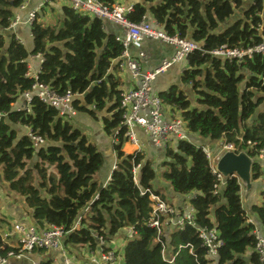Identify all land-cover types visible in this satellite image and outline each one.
Listing matches in <instances>:
<instances>
[{"label":"trees","instance_id":"obj_1","mask_svg":"<svg viewBox=\"0 0 264 264\" xmlns=\"http://www.w3.org/2000/svg\"><path fill=\"white\" fill-rule=\"evenodd\" d=\"M24 1L0 0V29L11 26L15 10ZM133 6L130 20L141 21L151 11L168 34L190 39L202 48L187 56L188 67L182 72V82L196 92L197 105L176 87L162 92L163 100L180 110L189 130L212 140L224 138L236 151L257 157L264 149V55L238 60L212 52L263 41L264 0H136ZM239 9L242 13L226 24ZM31 29V51L15 35L7 38L0 31V112L4 114L0 120V167L10 191L25 197L36 224L62 227L67 249H95L99 237L111 242L121 230L134 226L136 234L127 238L122 249V264H261L254 250V225L246 222L240 180L228 177L222 192L214 194L218 180L210 160L201 146L187 140L167 149L162 176L177 194H194L191 203L200 225L212 226L214 216L224 245L215 260L209 258L196 229L187 226L164 238L168 251L174 254L180 245L191 243L198 257L190 247H182L172 263L163 258L162 245L155 241L157 232L147 223L149 194H141L142 188H149L161 195L153 187L156 169L143 152L130 154L122 149L126 128L122 125L120 80L109 72L112 60L122 54V44L105 31L102 19L78 13L68 5L62 6L55 23L35 19ZM38 53L44 56L40 81L58 93L81 95L83 99L74 100L77 110L94 117L104 109L110 113L103 116V122L109 134L118 129L115 149L119 160L105 186L96 179L104 162L102 152L80 128L61 116L58 108L38 97L33 98L29 110L14 108L20 95L35 82L27 76V60ZM20 125L41 135L45 144L35 147ZM134 163L141 164L138 185L133 178ZM260 170L256 163L253 178ZM261 195L262 202L253 204L252 211L264 226V190ZM79 218L80 227L75 228ZM4 245L8 247L0 234V246ZM41 264L53 261L45 257Z\"/></svg>","mask_w":264,"mask_h":264},{"label":"built area","instance_id":"obj_2","mask_svg":"<svg viewBox=\"0 0 264 264\" xmlns=\"http://www.w3.org/2000/svg\"><path fill=\"white\" fill-rule=\"evenodd\" d=\"M51 1L42 0V3L48 4ZM65 2L78 13L89 14L100 19H110L124 27L125 36L117 38V41L123 46L122 54L119 56L121 60L119 65L122 69H129L133 77L140 80V84L137 87L122 90L120 94V109L122 110L123 118L122 125L126 128L125 137L136 147V150L131 154L142 152L137 137V127H141L150 136L152 143L158 147L169 148L171 147L169 145L174 140H187L188 134L184 119L180 117L168 119L164 112L163 98L153 90V81L159 73L166 70L172 64L187 59V56L191 52L202 49L201 46L190 39H185L178 35H170L164 29L153 27L146 18L138 22L130 20L128 14L134 10L133 4L128 6L120 3L108 5L102 0H65ZM37 11L35 10L30 13V23H33L36 19ZM18 21L19 18L17 17L12 21L11 25L16 24ZM145 38L161 39L174 44L177 46V51L172 58L166 59L156 70L143 71L141 64L146 57L145 53L140 50L137 55H132L129 47L131 45L138 46ZM257 53L264 55V40L255 46L247 48L230 49L222 47L212 52L215 56H222L228 59L235 58L238 60L252 58ZM38 55L42 56L41 53ZM41 60L44 62V56ZM40 73L41 70L32 71L29 67L27 76L33 78L35 82L31 90L25 91L22 94L25 99L24 103L15 109L18 111L24 109L29 110L33 98L38 97L43 102L58 108L60 115L70 120L77 113V109L74 106L76 95L71 91L63 94L58 93L49 84L39 80ZM3 116L4 114L0 112V120ZM27 128L29 130L27 134L33 140L35 147H40L45 144L46 140L41 135L34 133L30 127ZM117 134L118 129L113 133L115 139L114 144L118 141L116 138ZM249 144L251 146L253 145L251 141H249ZM202 149L210 160L213 173L217 176L218 182L215 184L214 194H219L225 187L227 178L217 171L216 162L219 157L217 159L214 158L208 147L203 146ZM235 149L234 144L231 142H224L222 144L223 153L226 150ZM255 159L258 163L261 162L264 164V149L259 151ZM117 163L114 164V169L117 168ZM140 168L141 164L134 163L133 178L137 185L139 184L138 177ZM147 193L151 200V211L147 223L149 227L156 230L157 235L155 241L162 245V256L167 262L172 263L182 247H190V252L196 258L198 257L191 243L180 245L174 254L168 251V244L164 238H169L173 232L184 230L187 226H192L196 229L197 235L201 240V247L205 248L209 258L215 260L219 256L220 250L224 245L221 232L214 220L212 226L200 225L198 223L197 209L191 203V198L194 194L187 195L189 204L178 207L169 203L161 195L154 193L149 188L141 189L142 195ZM248 223L254 225L253 233L256 237L254 250L258 254L260 263L264 264V234L254 220L248 218ZM80 224L81 218L76 222L75 228H79ZM126 231L127 238H131L136 234L134 226H128ZM0 234L4 243L8 245V247L5 245L0 246V264H6L10 258L27 257L39 249H60L64 254L63 264H74L71 256L68 255L64 248L63 237L65 230L60 226L51 224L48 227L39 229L34 225H25L18 222L14 224L12 230ZM96 250L98 251V255L94 254L95 257L93 258V262L96 264H121L120 251L113 246L112 241L107 242L103 237H99ZM32 264H41V262L36 260Z\"/></svg>","mask_w":264,"mask_h":264},{"label":"crops","instance_id":"obj_3","mask_svg":"<svg viewBox=\"0 0 264 264\" xmlns=\"http://www.w3.org/2000/svg\"><path fill=\"white\" fill-rule=\"evenodd\" d=\"M134 2H136V0H118V3L124 6L134 4ZM63 5H67L65 0H52L48 4H43L42 0H25L24 3L21 4L15 10V15L14 18L12 19L13 21L18 17L19 21L5 30L0 29V31L4 33L7 38H10L12 35H15L16 38L20 42H22L28 50L31 51L34 46V41H33L32 29H31L32 23H30L29 21L30 13L35 10L36 11L39 10L37 11V16H36V19L39 22H44L46 24L55 23L57 21L58 16L62 14ZM146 19L148 20V22L151 23L153 27L163 29L154 19L151 11H149L148 14L146 15ZM102 20L105 31L108 34L113 35L116 38V40L118 37L125 36V30L121 24L116 23L115 21L110 19H102ZM140 50H142L146 56L141 64L143 71H153L159 68L166 59H170L173 57V55L177 51V46L161 39L145 38L138 46L131 45L129 47V51L131 52L132 55H137ZM38 54H30V56L28 57L27 60L28 66L32 71H39L42 68L43 62L41 58L43 57V55L40 56ZM120 61L121 60L119 59V57L114 58L111 62L109 72L112 73L118 80H120V85L118 86V88L121 94L122 90H128L137 87L140 84V80L138 78L133 77L129 69L127 68L122 69L119 65ZM182 62L183 60L172 64L170 67H168L166 70L162 71L156 76L155 80L153 81L154 92L158 93L161 96L162 92L168 91L172 87H176L178 89L182 87V85L184 84L182 82V72L184 71V69H186L185 66L188 64V61L184 62V64H181ZM178 64H181L180 69H178L179 66H176ZM177 70L182 71L180 83H178V81L175 80H169L170 77L173 79L176 78L175 74ZM168 73L170 75L163 79V76L167 75ZM161 76L162 78H160ZM75 98L83 99L81 95H77ZM24 100H25L24 96L20 95L16 103H14V108L22 105L24 103ZM194 103H196L195 99H193V104ZM164 112L165 115L168 117V119H173L177 117L183 118L181 116L180 110L174 109L171 105L167 104L165 101H164ZM107 114L110 116L109 112ZM71 120L73 121L72 123L80 129H83V126L85 124L95 126L96 129L94 133L87 131V129L86 131L83 129L84 130L83 132L92 143L97 145V147L103 154V158H104L103 166L96 175V179L99 181L100 185L105 186L109 181L111 174L114 170L113 168L114 164H116L119 160L117 151L115 149V144H114L115 139L113 133L112 134L107 133L104 124L100 125L99 122L95 123L94 120H89L87 114H81L78 112V110L77 113L70 119V121ZM185 125L187 130L188 127L186 122ZM20 126H22L21 128L24 129L26 132L29 131L27 126H23V125ZM136 131L141 146V151L143 152V154L146 155L147 159L151 160L155 156V153H158L160 156L166 154L168 148L155 146L152 143L150 136L147 135L141 127H137ZM178 142L179 141L174 140L173 142H171L169 146L175 148ZM224 142H226V139L223 138V141L221 143V148L216 152H213L210 146L208 145L202 143L199 144L201 147L203 146L208 147L211 150L213 157L217 159L223 154L222 144ZM124 144H126V147L124 148L122 146V148L126 153L131 154L136 150L135 145L127 138L124 141L123 145ZM146 147H150V149L147 150L148 148L146 149ZM103 152H105V154ZM0 182H2L0 183V227H1L0 233L3 234L8 230H12L14 224L18 222L25 225H34L39 229L45 228V227H40L34 221L32 217V209L28 208V206L26 205L25 197L10 191L8 184L5 183L3 180L1 170H0ZM241 188H242V184H241ZM170 195H172L175 200V204L174 203L171 204H174L178 207H183L186 204H189L187 195H179L173 190L171 191ZM163 198L165 199V197ZM253 204H258V203H253ZM243 207L245 208L244 205ZM245 211L247 215L246 222H248V218H251L252 220L255 221V223H257L261 232L264 234V226L261 224L258 217L255 215H250L249 211L246 208ZM212 219L214 220V222H216L214 216L212 217ZM126 232H127L126 228H124L123 237H119L118 235H116L112 239L113 246L115 248H118L120 251L119 255L121 258L120 261L121 264H122V249L127 242ZM64 248L68 253V255L71 256L74 264H96L95 262H93V258L95 257L94 254L98 255V251L97 250L95 251L96 248L93 249L88 246H80L71 249H67V247L64 246ZM45 257L51 258L53 264H63L64 254L60 249H42V250L39 249L34 251L32 254H30L27 257L10 258L6 264H32L36 260L41 262V260ZM211 264H216V263L211 262Z\"/></svg>","mask_w":264,"mask_h":264},{"label":"rangeland","instance_id":"obj_4","mask_svg":"<svg viewBox=\"0 0 264 264\" xmlns=\"http://www.w3.org/2000/svg\"><path fill=\"white\" fill-rule=\"evenodd\" d=\"M121 3H123V2H121ZM240 13H242V11L240 9L236 10L235 14L229 19V21L226 24H228L229 22H233L236 19V17L240 15ZM184 62H187L186 59H184L181 64H184ZM181 64L176 65V66H179L178 69H180ZM185 67L187 68L188 64ZM181 72L182 71L177 70V72L175 74L176 78L173 79L170 77L169 80H175V81H178V83H180L181 82ZM169 75L170 74L168 73L167 75L163 76V79L168 77ZM160 78H162V76ZM179 89L184 91L188 96H190V98L196 99V92L192 89L191 85L183 84L182 87H180ZM194 104L197 105V103H194ZM261 109H264V104L261 106ZM78 112L81 114H87V116L89 117V120H94L95 123L99 122L100 125L104 124L103 123V116H109L107 114L108 111L106 109H104L101 112H98L97 117H94L85 111L78 110ZM72 122L73 121L71 120V123ZM83 129L85 131L87 129V131L94 133L96 128L93 125H86L85 124L83 126ZM83 129H81V130L84 131ZM187 132H188V139L187 140L191 141L192 143H195L198 146H200L199 143L208 145V146H210V148L212 149L213 152H216L221 148V143L223 141V138L218 139V140H212L208 137L201 135L198 132L189 130V128H187ZM123 147L125 148L126 144H124ZM146 149L149 150L150 147H146ZM150 151H152V150H150ZM103 153L105 154V152H103ZM165 158H166V154L160 156L158 153H155V156L150 160L152 162L153 166L155 167L156 172H157L156 179L153 181V187L155 189L159 190L164 195L165 199L168 202L175 204L174 197L172 195H170L171 191L173 190L171 183L162 176L163 170L165 169V165H164ZM259 163H260V169H261L260 175L258 177H256L255 179L254 178L252 179V182H253L252 188L250 190H247L244 185H242V188H241L242 203L245 206V208L249 211L250 215H255V216H256V214L252 211L251 206L253 203H258V204L261 203V200H262L261 192H262V190H264V165L261 162H259ZM0 170H1V167H0ZM2 182H0V183H2ZM118 236L123 237L124 236V230H121L118 233Z\"/></svg>","mask_w":264,"mask_h":264},{"label":"water","instance_id":"obj_5","mask_svg":"<svg viewBox=\"0 0 264 264\" xmlns=\"http://www.w3.org/2000/svg\"><path fill=\"white\" fill-rule=\"evenodd\" d=\"M63 25V23H62ZM37 156H34V160ZM258 163L247 151L226 150L217 160V171L225 178L236 176L250 190L253 186V167Z\"/></svg>","mask_w":264,"mask_h":264},{"label":"bare ground","instance_id":"obj_6","mask_svg":"<svg viewBox=\"0 0 264 264\" xmlns=\"http://www.w3.org/2000/svg\"><path fill=\"white\" fill-rule=\"evenodd\" d=\"M187 60V59H186Z\"/></svg>","mask_w":264,"mask_h":264}]
</instances>
